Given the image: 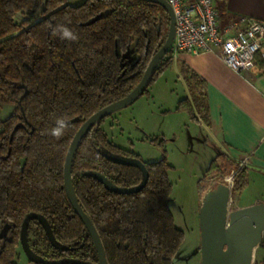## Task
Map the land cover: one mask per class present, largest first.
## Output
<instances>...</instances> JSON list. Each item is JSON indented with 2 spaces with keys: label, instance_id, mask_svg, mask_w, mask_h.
Wrapping results in <instances>:
<instances>
[{
  "label": "trees",
  "instance_id": "1",
  "mask_svg": "<svg viewBox=\"0 0 264 264\" xmlns=\"http://www.w3.org/2000/svg\"><path fill=\"white\" fill-rule=\"evenodd\" d=\"M67 1L0 0V108L12 107L7 117L0 118V226H9L0 239V264H17L19 229L28 212L44 216L54 242L67 247L51 244L40 223L30 218L27 239L35 254L45 260H78L63 264H98L93 241L64 191L66 151L86 118L135 87L168 32V13L156 3ZM39 7L42 17L36 22L14 21L17 12ZM58 24H66L78 39L54 35ZM131 43L133 63L118 53ZM170 51L148 85L171 66ZM181 72L198 84H189L191 100L181 98L175 110L186 111L192 120L197 114L207 123L203 80L186 68ZM60 117L67 118L69 127L57 139L50 131ZM103 120L83 136L73 155L71 178L77 201L99 235L107 264H171L183 233L167 206L169 165L164 158L144 163L137 154L114 145L101 128ZM107 155L139 159L148 172L145 185L130 193L106 188L93 174L125 189L138 186L143 178L138 167L115 163ZM220 164L214 158L205 172ZM246 174L243 167L233 175L237 189L246 184Z\"/></svg>",
  "mask_w": 264,
  "mask_h": 264
},
{
  "label": "rangeland",
  "instance_id": "2",
  "mask_svg": "<svg viewBox=\"0 0 264 264\" xmlns=\"http://www.w3.org/2000/svg\"><path fill=\"white\" fill-rule=\"evenodd\" d=\"M82 1L68 0L67 3L76 5ZM41 9L17 12L14 21L19 24L24 21V25L34 23L42 17ZM118 53L126 62L133 63L136 59L133 43L125 52L118 50ZM179 70V62L174 59L172 65L147 86L145 93L106 116L101 128L109 141L137 154L144 163L165 159L170 183L167 206L174 225L183 233L171 264H200L198 211L205 193L218 183L231 182L226 207L228 220L233 214L264 203V183L254 180L248 185L247 177L244 187L237 189L233 175L244 167L239 162H224L205 172L217 149L188 114L174 111L178 100L189 96L185 77L189 84H198L189 74L181 72L180 76ZM195 88L198 89V85ZM11 111V106H1L0 118L7 117ZM260 236L252 250L250 264H261L264 260V229L260 230ZM16 262L30 264L21 247Z\"/></svg>",
  "mask_w": 264,
  "mask_h": 264
},
{
  "label": "water",
  "instance_id": "3",
  "mask_svg": "<svg viewBox=\"0 0 264 264\" xmlns=\"http://www.w3.org/2000/svg\"><path fill=\"white\" fill-rule=\"evenodd\" d=\"M156 3L168 13L169 27L166 39L148 62L141 79L124 97L98 109L86 118L73 135L66 151L63 164V187L66 197L87 233L93 241L98 264H107L105 252L99 235L91 220L80 207L73 188L71 178V164L74 152L83 136L90 128L114 111L132 103L139 97L147 87L159 61L170 49L174 37V16L167 0H141ZM111 161L124 165L138 167L143 178L136 187L125 189L114 186L107 178L99 173L93 174L106 188L118 193H130L140 190L146 183L148 172L145 165L139 159H129L116 155H107ZM230 187L225 183H218L207 191L198 211V224L200 235V264H250L254 246L260 241V230L264 229V205H258L248 210L233 214L228 220L226 218L227 201ZM30 218L36 219L42 226L48 240L59 249L67 247L54 242L51 228L44 216L35 212H28L20 225L19 243L28 261L42 264L78 263L77 259L62 258L59 260H45L35 254L27 239V223ZM9 226L4 224L0 229V239L7 234Z\"/></svg>",
  "mask_w": 264,
  "mask_h": 264
},
{
  "label": "crops",
  "instance_id": "4",
  "mask_svg": "<svg viewBox=\"0 0 264 264\" xmlns=\"http://www.w3.org/2000/svg\"><path fill=\"white\" fill-rule=\"evenodd\" d=\"M215 5L220 23L240 17L264 21V0H223ZM174 59L179 75L183 67L203 80L208 122L197 114L192 121L216 147V162H239L246 168L248 185L254 180L264 183V73H236L216 52L179 53L172 56V63ZM184 83L189 93L185 97L191 100L193 88L186 79Z\"/></svg>",
  "mask_w": 264,
  "mask_h": 264
},
{
  "label": "built area",
  "instance_id": "5",
  "mask_svg": "<svg viewBox=\"0 0 264 264\" xmlns=\"http://www.w3.org/2000/svg\"><path fill=\"white\" fill-rule=\"evenodd\" d=\"M219 1L167 0L174 16L171 56L216 52L236 73H264V21L240 17L221 24L215 5Z\"/></svg>",
  "mask_w": 264,
  "mask_h": 264
},
{
  "label": "clouds",
  "instance_id": "6",
  "mask_svg": "<svg viewBox=\"0 0 264 264\" xmlns=\"http://www.w3.org/2000/svg\"><path fill=\"white\" fill-rule=\"evenodd\" d=\"M53 34L58 36L62 40L78 39L77 34L71 28H69L66 24L55 25L53 28ZM55 125L56 126L51 129L50 135L59 139L65 134L66 130L68 129L69 122L66 117H60V118H57Z\"/></svg>",
  "mask_w": 264,
  "mask_h": 264
}]
</instances>
